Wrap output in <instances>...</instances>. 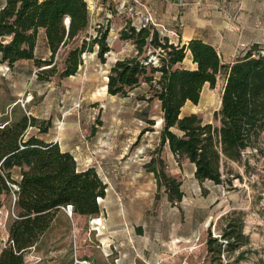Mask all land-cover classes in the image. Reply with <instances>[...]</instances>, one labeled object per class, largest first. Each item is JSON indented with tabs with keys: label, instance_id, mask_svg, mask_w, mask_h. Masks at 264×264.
Wrapping results in <instances>:
<instances>
[{
	"label": "trees",
	"instance_id": "16d2710c",
	"mask_svg": "<svg viewBox=\"0 0 264 264\" xmlns=\"http://www.w3.org/2000/svg\"><path fill=\"white\" fill-rule=\"evenodd\" d=\"M87 25L86 0H4L0 6V64L10 69L17 60L32 59L37 67L36 78L43 80L55 74L59 77L75 74L88 51H95L104 63L105 54L110 51L105 42L108 28L98 30L100 34L96 37L86 39V34L79 37ZM39 30L44 31L50 50L48 59H41L34 52ZM119 38L130 40L135 54L112 63L107 93L124 96L140 82L148 83L162 110L160 144L167 141L177 158L185 157L192 162L199 181L223 183L225 162H240L243 151L255 148L264 130V53L254 46L235 61L223 63L215 47L200 39L173 45L150 27L136 31L132 26L121 31ZM73 41L77 43L68 49L58 70L59 50ZM158 46L165 50L160 67L143 64L147 48ZM186 52L195 64L193 69L176 66ZM221 71L225 74L224 84L220 107L214 112L218 124L204 122L195 113L180 116L187 101L198 103L205 84L215 86ZM2 125L0 193H11L14 201L13 217L7 226L8 240L0 249V264H24L25 253L50 229L60 209L69 205L72 214L97 215L98 198L104 196L105 184L94 168L79 169L73 155L61 150L56 142H46L30 133V128L47 132L50 121L20 111L14 121ZM173 127L181 133L172 131ZM14 169L17 179L12 176ZM157 175L179 200L177 181L161 171ZM242 228L243 221L238 215L225 223L221 235L228 239L226 250L247 243L248 236ZM220 248L217 239L208 234L206 249L213 263L219 259ZM242 258L240 251L225 264H238Z\"/></svg>",
	"mask_w": 264,
	"mask_h": 264
},
{
	"label": "crops",
	"instance_id": "0c3cea01",
	"mask_svg": "<svg viewBox=\"0 0 264 264\" xmlns=\"http://www.w3.org/2000/svg\"><path fill=\"white\" fill-rule=\"evenodd\" d=\"M118 1L121 0H86L88 25L103 19ZM126 1H132L139 15L148 18L150 30L170 44L183 45L191 39H200L215 47L223 63L235 61L254 46L262 53L259 47L264 43V17L261 30L252 31L248 20L253 12L252 0ZM3 2L0 1V6ZM110 23L119 34L131 26V20L125 15H114ZM88 25L79 37L86 34ZM134 50L130 40L118 38L110 47L109 61L133 56ZM34 52L41 59L49 58L43 30L37 33ZM98 65L103 64L96 52L88 51L83 54V62L75 74L59 78L78 76L83 79L89 67L95 71L93 67ZM111 65L107 67L101 88L100 100L107 105L103 113L96 114L94 94H89L87 88L83 93V84L77 99L74 94L63 98L53 96L51 100L32 97L27 103L34 102V105L24 112L50 121L47 132L36 135L46 142H56L61 150L71 153L79 169L94 168L105 184V194L98 198L99 213L80 216L88 217L91 229L97 231L102 244L115 242V264H204L205 232L234 209V201L230 195L222 198L223 183L199 181L192 162L185 157L177 158L167 141L160 144L162 110L148 83L140 82L124 96L107 93ZM176 66L193 69L195 64L186 52ZM36 68L32 59H20L10 66L15 86L11 106L21 102L26 80L36 78L33 75ZM93 76L94 79L100 77L96 72ZM46 80L39 82L44 84ZM76 101H80L81 106L73 108ZM188 102L182 106L180 116L194 113H182ZM65 109L68 112L57 127ZM121 112L129 115L123 119ZM49 129H52L50 137ZM172 131L181 133L174 127ZM145 136L150 138L144 145L147 160L142 161L134 155L133 147ZM159 171L177 181L179 200L157 175ZM88 263L95 264L94 261Z\"/></svg>",
	"mask_w": 264,
	"mask_h": 264
},
{
	"label": "rangeland",
	"instance_id": "374dc122",
	"mask_svg": "<svg viewBox=\"0 0 264 264\" xmlns=\"http://www.w3.org/2000/svg\"><path fill=\"white\" fill-rule=\"evenodd\" d=\"M250 2L253 4V12L249 14L248 20L253 26L254 30L252 31L261 30L260 23L263 22L264 17V0H252ZM76 43L73 41L59 50L56 60L58 70L63 66L66 52ZM260 45L259 48L264 53V43ZM107 57H110V55L107 54ZM93 68L95 71H92L90 67L87 69L83 79L78 76L62 79L58 75H54L46 80L47 82L44 84L39 80L37 81L36 78L27 79L22 100L14 106H11V101L14 99L12 94L13 89H15L14 79L11 74L10 77H5L0 71V127L3 126L4 121L9 123L14 121L20 111L28 110L30 106H33L34 102H31L30 105L27 103L32 97L35 100L43 97L51 100L53 96L60 95L63 98L66 96L71 97L74 94L77 99L82 84L83 93L87 88L89 94L91 92L94 94L93 97L96 100H94L93 105L96 114L103 113L107 109L105 101L100 100L103 96L101 88L104 85L105 68L103 65L94 66ZM94 72L99 74L100 77L94 79ZM224 78V72H219L216 76L215 86L210 87L205 84L201 90L198 103L188 102L182 113L194 112L204 122H211L213 125L218 124L214 119V112L220 107ZM67 112V109L61 112L57 123L63 122ZM128 115L127 112H121V118L123 119ZM29 131L33 134L38 133L36 128H30ZM48 133L50 137L52 129H49ZM149 138L145 136L134 143L133 148H135V152H138V156L146 155L142 161L147 160L148 151L144 145L147 144ZM222 171V177L225 181L222 185L224 193L222 192L221 196L227 198L230 195L234 201V209L221 216L216 225L205 232L204 238L206 240L208 234L211 237H213V233L222 234L225 223L238 215L243 221L242 230L248 236V240L246 244L239 247H228L227 261H232L242 251L243 258L239 260L238 264H264V130L260 133L255 148L243 151V158L240 162L226 161ZM16 174L17 169H14L12 176L17 179ZM235 175H238V177H235ZM118 200L121 201V198H118ZM13 201L14 197L11 193H0V249L8 240L7 226L10 218L13 217ZM103 243L100 242L97 231L91 229L88 217L70 214L66 210L60 209L50 229L40 238L36 246L25 253L24 264H72L76 262L82 264L83 261H94L95 264H115V242ZM106 244L108 245L106 246ZM103 247H105V251H103ZM203 256L202 262L204 264H207V262L223 264L220 257L213 263L211 253L207 249L203 251Z\"/></svg>",
	"mask_w": 264,
	"mask_h": 264
},
{
	"label": "built area",
	"instance_id": "2783aa9c",
	"mask_svg": "<svg viewBox=\"0 0 264 264\" xmlns=\"http://www.w3.org/2000/svg\"><path fill=\"white\" fill-rule=\"evenodd\" d=\"M114 15H125L131 20V26L138 31L140 28L143 27H149L148 23V18H143L139 15V13L136 10L135 4L132 1H126V0H121L118 1L113 9L110 11L106 12L105 16L103 19L91 22L90 25H88L87 32H86V39H89L90 37H96L99 36L100 32L98 30H102L105 28H108V34L105 38L106 44L111 47L113 43L119 38V33L116 31H113L112 24L110 23V20L113 18ZM65 22H68V18H65ZM182 25V23H180ZM106 53V60L103 64V66H106L104 72L107 73V67H109L110 63L115 62L117 59L113 58L112 61H109L110 57H107ZM165 54V50L161 47L158 46L156 48H147L146 52V59L143 61V64L145 65H151L153 67H160L161 65V57ZM110 55V54H109ZM0 71L1 74L5 77H10V69L6 64H0ZM33 75H35V71H33ZM80 106V101H76L73 104V107H79ZM61 122L57 123V127H60ZM135 156H138V152L136 151L134 153ZM146 155L138 156L139 160H144ZM13 189H18V187L15 184H11ZM224 189V188H223ZM224 193V190H222ZM66 210L68 213L71 214V207L68 205L66 208H63ZM213 237H215L220 244V253L219 257L222 260L223 264L227 262V244H228V239L223 237L221 233H213Z\"/></svg>",
	"mask_w": 264,
	"mask_h": 264
},
{
	"label": "water",
	"instance_id": "95a60500",
	"mask_svg": "<svg viewBox=\"0 0 264 264\" xmlns=\"http://www.w3.org/2000/svg\"><path fill=\"white\" fill-rule=\"evenodd\" d=\"M82 264H90V263H88V262H86V261H83Z\"/></svg>",
	"mask_w": 264,
	"mask_h": 264
}]
</instances>
